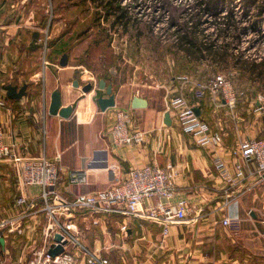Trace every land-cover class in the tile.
Listing matches in <instances>:
<instances>
[{
	"label": "crops",
	"instance_id": "obj_1",
	"mask_svg": "<svg viewBox=\"0 0 264 264\" xmlns=\"http://www.w3.org/2000/svg\"><path fill=\"white\" fill-rule=\"evenodd\" d=\"M39 9L37 0H0V98L7 101L5 106H0V123L6 140L16 143L30 157L46 156L56 160L60 173L59 191L67 198L82 192L102 190L114 183V174L125 178L129 169L135 166L147 163L170 166L177 197L190 200L194 211L190 216H195L199 224L211 230L216 227L219 216L222 219L224 215H229L242 218L245 231L229 233L220 220L222 228L231 235L226 245L236 243L239 248L226 250L219 258L211 251L202 253L196 247L194 252L190 250L194 253L191 259L188 256L181 258L178 264H264V233H261L263 238L249 234L248 226L252 222L246 217L248 209L252 211L249 207L251 200L256 202L259 199L264 204V185L259 186L254 177H250L235 188L241 195L225 208H219L223 196L218 194L223 191L225 182L215 167L217 154L233 166V151L238 149L240 142L264 131L254 127L253 123H237L235 137H223L224 141L216 153L211 148L199 146L192 135L182 131L176 113L170 108L173 98L180 94L170 98L165 92L160 95L138 93L127 96L119 90L114 92L116 106L102 111L97 95L107 96L106 90L102 93L95 88L85 93L82 90L85 83L76 77V66L70 53L71 46H76L74 39H70L72 32L69 35L59 34L54 27L37 26L34 13ZM64 53L68 54V63L62 66L60 60ZM102 78L107 83L113 82ZM75 79L79 81V86L74 85ZM8 84L18 85V88L27 84V94L19 99L8 98ZM56 90L61 91L62 107L74 106L68 118L49 112L51 97ZM135 95L146 98L148 105L133 108L131 103ZM209 100L206 97L200 103H191L200 108L199 112L205 119L212 118V101ZM118 108L130 110L134 120L132 127L144 131V142L128 146L112 143L110 127ZM166 113H170L171 124L164 121ZM74 171L84 172L86 180L73 181L71 174ZM40 192V186L19 184L6 161H0V222L15 218L17 226L14 231H10L9 227L0 229V264H27L37 252L48 246ZM21 194H26L33 202L27 212L24 207L16 205V199ZM152 202H157V199L148 200L146 204ZM19 215L23 217L18 218ZM104 219L91 214L78 217V221L86 223L87 228L92 223L93 227H99L100 236V230L103 231L108 224L103 222ZM107 220L117 222L119 228L127 224L131 235L135 230L130 228L129 223L136 229L146 224L153 229H162L159 223L127 215H110ZM190 222L171 225L169 233H177L178 226L185 227ZM261 222L264 224V221ZM91 238L83 236L82 240L85 242ZM99 239L106 241V238ZM214 239L218 243L225 241L218 236ZM91 249L105 256L102 251L107 249V252L111 248L108 244L95 243V248ZM184 251H188L187 247ZM74 264H86V261L78 258Z\"/></svg>",
	"mask_w": 264,
	"mask_h": 264
},
{
	"label": "rangeland",
	"instance_id": "obj_2",
	"mask_svg": "<svg viewBox=\"0 0 264 264\" xmlns=\"http://www.w3.org/2000/svg\"><path fill=\"white\" fill-rule=\"evenodd\" d=\"M197 2L198 0H123L122 6L128 9L131 18L127 28L122 24L113 26V17L110 20L104 19L103 8L90 0H37L40 9L34 13V17L37 26L43 27L44 16L48 14L51 24L49 29L54 27L59 34L69 35L72 32L70 39H74L76 46H71L70 53L76 66V77L81 83L97 84L100 78L105 77L113 81L115 93L121 90L130 96L138 93L160 95L165 92L168 98L179 94L186 95L190 103H193L198 101L194 94L196 84L210 83L216 75L222 74L233 83L236 98L230 105L225 101L222 91L216 94L211 92L207 98L212 101L213 119L206 118L221 133L222 142L226 135L235 137L237 123H253L254 127L264 131L263 82L246 78L240 69L230 66L217 68L208 60L190 59L180 49L175 32L186 21L200 17V36L219 31L214 23L215 16L208 13L198 14ZM239 7H236V20L240 26H244L251 18L243 17ZM229 37L224 38L229 40ZM254 38H257L256 34L243 35L239 48L234 49V52L245 51L247 58L254 54H264V40L253 47L251 41ZM227 58L229 64L236 61L235 56ZM112 68L116 73L111 72ZM99 91L103 93L105 90ZM261 137H264V133L252 138ZM258 185L262 186L264 183ZM218 195L225 199L223 191ZM240 195L235 191L230 201ZM249 207L252 208L251 212L248 209L246 213V217L252 222L248 226L249 234L263 238L261 233H264V224L261 221H264V204L259 199L256 202L251 200ZM253 212L257 215L254 216ZM107 217L103 222L108 224L103 231L100 230L101 236L99 227H93L94 223L90 225L91 228H87L86 223L82 222H79V226L81 238L92 237V240L85 241L89 247L95 248V243L108 244L111 249L102 252L109 259V264H178L181 258L186 259L188 256L191 259L194 253H190V250L194 252L196 247L202 253L211 251L219 258L226 250L239 248V245L235 246L236 243L226 245L231 239L227 232H235L230 229L226 232L222 228L221 216L218 217L216 227L211 230L193 219L185 227L178 226L177 233H169L167 236L162 235L159 227L153 229L148 224L136 229L129 223L130 228L135 230L133 235L129 230L120 232L117 222L109 221ZM242 220L241 218L242 229L236 234L245 232ZM214 236L224 238V244L218 243ZM100 237L106 238V241L99 239ZM262 241L264 243V238ZM237 244L240 243L237 241ZM186 247L187 252L184 251Z\"/></svg>",
	"mask_w": 264,
	"mask_h": 264
},
{
	"label": "built area",
	"instance_id": "obj_3",
	"mask_svg": "<svg viewBox=\"0 0 264 264\" xmlns=\"http://www.w3.org/2000/svg\"><path fill=\"white\" fill-rule=\"evenodd\" d=\"M222 91L225 101L232 105L236 98L233 83L222 74L214 77L212 82H198L194 94L200 103L208 94ZM6 98H0V106L6 105ZM170 108L176 113L183 132L194 137L201 147L211 148L218 153L222 144V135L207 119L197 114L185 95L173 98ZM200 109V108H199ZM133 115L130 110L118 108L110 127L112 143L117 146L141 144L145 141V133L133 129ZM234 165L228 163L217 154L215 167L221 179L225 182L223 193V208L230 202L232 193L241 183L254 177L256 184L264 183V137L242 140L238 149L233 151ZM0 161H6L15 174L16 180L22 186L37 185L41 187L40 198L43 202L46 225L45 235L48 246L29 260L27 264H74L78 258L86 264H109V259L99 252L92 250L81 238L78 217L79 214H91L99 217L110 215H127L134 218H144L161 225L163 236L169 234V228L174 224L190 222L195 216L191 202L187 197H177V189L170 166L158 163H147L129 169L125 178L114 174V183L96 192L78 193L73 198L63 196L59 191L60 173L56 160L41 157H30L21 151L16 143L8 142L0 123ZM73 181L83 182L86 174L74 171L71 174ZM157 199V202L146 204L148 200ZM33 202L26 194L16 199V205L24 207L27 212ZM23 211V212H25ZM23 217V215H19ZM15 218H7L0 222V229L9 227L16 230ZM223 225L235 233L241 228V219L224 215ZM127 232V224L120 227ZM56 233L63 236L61 241H55ZM64 250L54 255L51 247L60 243Z\"/></svg>",
	"mask_w": 264,
	"mask_h": 264
},
{
	"label": "trees",
	"instance_id": "obj_4",
	"mask_svg": "<svg viewBox=\"0 0 264 264\" xmlns=\"http://www.w3.org/2000/svg\"><path fill=\"white\" fill-rule=\"evenodd\" d=\"M90 1L103 8L105 11L104 19L110 20L113 17V26L122 24L123 27L127 28L131 18L128 9L122 6L123 0ZM238 5L242 10V16L251 18L250 22L244 26H240L236 20V7ZM197 8L199 9L198 14L208 13L215 16L216 22L214 23L219 31L215 34L200 36V17L189 20L190 24L189 21H186L175 32L180 49L190 59L208 60L217 68L230 66L236 70L240 69L241 74L246 78L258 80L264 84V54H254L247 58L245 51L234 52V49L239 48V42L243 35H257V38L251 41L253 47L264 40V0H198ZM223 12H226L224 16H222ZM48 19L49 15L47 14L43 20V22L45 21L44 28L51 25ZM228 56H235L236 61L229 64Z\"/></svg>",
	"mask_w": 264,
	"mask_h": 264
},
{
	"label": "water",
	"instance_id": "obj_5",
	"mask_svg": "<svg viewBox=\"0 0 264 264\" xmlns=\"http://www.w3.org/2000/svg\"><path fill=\"white\" fill-rule=\"evenodd\" d=\"M68 63V54L64 53L61 57L60 64L62 66L67 65ZM112 73H116L114 68L111 69ZM74 85L79 86V81L77 79L74 80ZM95 88L100 89V90H106L107 96L104 95H99L97 97V102L102 111H106L110 107L116 106V94L113 92V84L112 83H107V81L104 78H101L97 84L88 82L87 84L82 86V90L85 93L91 92ZM7 89V96L10 99H19L27 94V84L22 85L20 88H18V85H13V84H8L6 86ZM133 108H138V107H146L148 105V100L144 97L135 95L132 99L131 103ZM73 105H68L62 107V101H61V91L56 90L51 97V103L49 106V112L52 115H59L63 118H68L71 116L73 112ZM196 112L197 114H200L199 108L196 107ZM164 121L167 124H171V118H170V113H166ZM106 166L107 164H102ZM255 215V213H253ZM63 239L62 234L56 233L55 235V241H61ZM66 241L63 243H60L56 246H52L50 249V252L54 255H57L61 253L64 250V244Z\"/></svg>",
	"mask_w": 264,
	"mask_h": 264
}]
</instances>
